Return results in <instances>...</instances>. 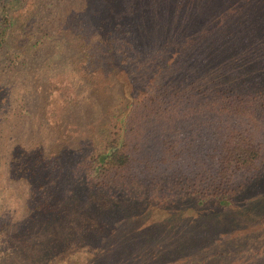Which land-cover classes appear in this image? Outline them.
Here are the masks:
<instances>
[{
	"label": "trees",
	"instance_id": "trees-1",
	"mask_svg": "<svg viewBox=\"0 0 264 264\" xmlns=\"http://www.w3.org/2000/svg\"><path fill=\"white\" fill-rule=\"evenodd\" d=\"M56 12L106 122L85 138L69 79L34 75L50 140L5 139L25 109L0 61V152L27 195L0 221V264H260L225 244L264 254V0H0L3 55Z\"/></svg>",
	"mask_w": 264,
	"mask_h": 264
},
{
	"label": "rangeland",
	"instance_id": "rangeland-1",
	"mask_svg": "<svg viewBox=\"0 0 264 264\" xmlns=\"http://www.w3.org/2000/svg\"><path fill=\"white\" fill-rule=\"evenodd\" d=\"M58 16H60L59 12L51 14L48 24L46 23L42 27L36 24L34 30L35 34L30 42L39 40V43L34 48L30 49L27 55L21 56V48L15 51L18 56L14 58L10 55L5 57L3 55L4 51H0L2 69L5 71L4 79L6 81L3 80L5 82L4 84L13 85L12 96L14 97H12L11 100L13 101L16 97L14 101L16 108L21 106L25 109L22 116L14 114L3 124L2 128L5 130L4 135H7L5 139L11 138L10 136L14 135L17 131H21V129L26 126L29 127L30 136L42 137L46 140H50V135L45 131V127L42 126V120L40 121L35 114L36 105H34V100L37 95L36 92L33 91L34 84H32V82H36L33 78L34 75L40 78V82H42L41 79L47 78H68L76 95H78L77 109H74L73 112L78 115L77 118L80 120V130L88 135L85 136V138H95L97 135L102 134L100 123L106 122V118L102 113L103 107L96 101L95 97L90 95V89L82 80L83 77L81 72L77 71L70 61H68L65 45L61 40L57 39L53 33V28ZM44 34H48L49 38H43ZM31 58L35 59L32 64L29 60ZM21 60H25V63L18 67ZM125 66L130 68L131 78L135 83L146 82L147 74L138 69L131 61ZM166 74L165 72L162 76L164 77ZM30 128L34 133L31 132ZM0 157H2V161H0V221L4 219L16 221L21 219L24 214L27 196L26 188L19 183L11 181L9 171L6 170V166L4 165L6 156L3 151L0 152ZM223 239L224 237L218 238L221 242H224ZM251 243L252 237L247 244L251 245ZM228 246H231V244L226 242L225 247L228 248V250L227 248L225 249V251H227L225 253L226 256L233 259L240 258L250 261L255 258L257 263L264 264V254L256 251V249L245 248L241 254L237 249H231V247Z\"/></svg>",
	"mask_w": 264,
	"mask_h": 264
}]
</instances>
